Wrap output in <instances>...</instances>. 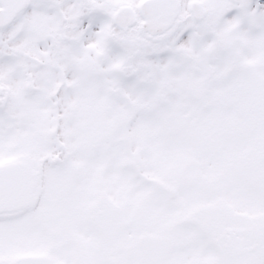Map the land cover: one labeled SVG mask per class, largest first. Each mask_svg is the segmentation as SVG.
I'll use <instances>...</instances> for the list:
<instances>
[{
    "label": "snow or ice",
    "instance_id": "obj_1",
    "mask_svg": "<svg viewBox=\"0 0 264 264\" xmlns=\"http://www.w3.org/2000/svg\"><path fill=\"white\" fill-rule=\"evenodd\" d=\"M0 264H264V0H0Z\"/></svg>",
    "mask_w": 264,
    "mask_h": 264
}]
</instances>
